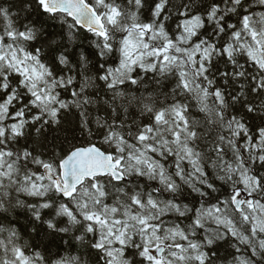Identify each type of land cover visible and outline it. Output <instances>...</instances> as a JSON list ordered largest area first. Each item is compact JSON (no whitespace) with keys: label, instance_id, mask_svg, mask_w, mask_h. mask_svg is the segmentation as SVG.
Wrapping results in <instances>:
<instances>
[{"label":"snow or ice","instance_id":"snow-or-ice-1","mask_svg":"<svg viewBox=\"0 0 264 264\" xmlns=\"http://www.w3.org/2000/svg\"><path fill=\"white\" fill-rule=\"evenodd\" d=\"M0 264H264V0H0Z\"/></svg>","mask_w":264,"mask_h":264},{"label":"trees","instance_id":"trees-1","mask_svg":"<svg viewBox=\"0 0 264 264\" xmlns=\"http://www.w3.org/2000/svg\"><path fill=\"white\" fill-rule=\"evenodd\" d=\"M20 213L18 218L13 217V219H17L16 227L21 231L22 234H26V232L29 230V221H28V214L24 210H18ZM27 238V236H25ZM221 254H223V249L221 250Z\"/></svg>","mask_w":264,"mask_h":264}]
</instances>
